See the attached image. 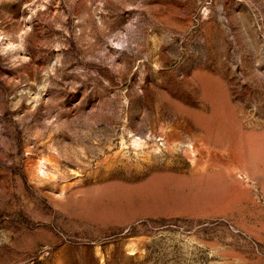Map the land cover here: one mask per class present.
<instances>
[{"label":"rangeland","instance_id":"1","mask_svg":"<svg viewBox=\"0 0 264 264\" xmlns=\"http://www.w3.org/2000/svg\"><path fill=\"white\" fill-rule=\"evenodd\" d=\"M0 264H264V0H0Z\"/></svg>","mask_w":264,"mask_h":264}]
</instances>
